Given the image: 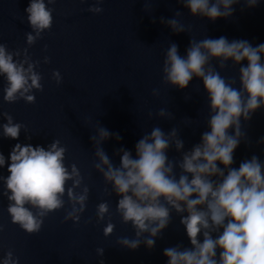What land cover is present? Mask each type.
<instances>
[{
    "label": "clouds",
    "instance_id": "obj_1",
    "mask_svg": "<svg viewBox=\"0 0 264 264\" xmlns=\"http://www.w3.org/2000/svg\"><path fill=\"white\" fill-rule=\"evenodd\" d=\"M178 2L190 10L191 16L214 22L232 17L233 6L241 0ZM258 2L244 0L248 8ZM54 3L55 0H30L25 9L32 29L25 34L29 47L42 39L45 31L51 30L54 9L48 5ZM101 3L103 0H96L87 11L103 12L98 6ZM182 15L177 10L173 18L160 17V23L175 34H190L191 26L186 28L177 19ZM214 60L218 61L220 71ZM230 60L233 66H239V87L235 77L225 78L220 74ZM243 61H247L246 66ZM50 62V57L45 56L43 63ZM40 63L32 59L28 48L9 51L6 44L0 43V77L6 81L2 89L4 102H36L34 90H44L43 76L37 71ZM162 73L165 85L180 90L186 89L194 77L202 80L208 100V130L202 132L199 143L185 150L180 129L174 126L165 132L160 126H154L136 142L135 156L123 147L115 151L120 158L117 165L102 145L112 137L117 141L122 137L101 125L97 128L96 135L90 137L96 158L93 168L103 178L105 193L118 197L116 213L121 223L130 224L135 233L134 238L119 237L117 245L129 250H137L141 244L154 248L156 239L172 223L174 212L180 217L191 246L177 244L165 248L163 255L167 257V264H264V161L252 155L241 161L238 168L232 166L241 142L251 143L245 125L256 111L264 109V43L253 46L247 40L229 41L223 36L200 40L191 36L183 56L176 43H169ZM51 76L57 85L62 82L58 70H53ZM152 95H159L158 89H153ZM2 115L6 123L0 124V136L19 140L24 130L26 139L31 140L27 125L14 122L7 112ZM156 115L167 120L175 118L165 108ZM148 116L151 119L153 113L149 112ZM184 121L186 125L193 122L190 118ZM257 143L264 144V137ZM172 148L179 153V158H169ZM67 151L60 139H54L46 147L16 143L7 160L0 152V168L7 164L9 173L6 177L0 175L3 185L0 195L9 202L7 212L11 222L28 234L38 233L50 213L63 209L65 223L79 224L87 209L90 189L76 163L65 164ZM111 215L107 201L96 206V223L104 222L107 217L103 228L105 237L115 231ZM91 222V219L87 221ZM2 231L3 225H0ZM104 251L103 247L95 249L98 257H103ZM0 264H19V258L9 249ZM99 264H104L103 259Z\"/></svg>",
    "mask_w": 264,
    "mask_h": 264
}]
</instances>
